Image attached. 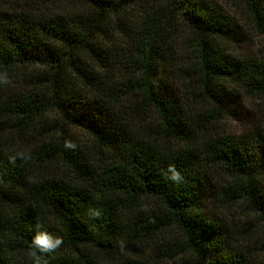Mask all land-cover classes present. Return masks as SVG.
<instances>
[{
    "label": "trees",
    "instance_id": "16d2710c",
    "mask_svg": "<svg viewBox=\"0 0 264 264\" xmlns=\"http://www.w3.org/2000/svg\"><path fill=\"white\" fill-rule=\"evenodd\" d=\"M78 1L82 11L72 12L67 20L28 11L11 17L0 12V74L10 79L17 69H40L28 91L0 97V264H34L31 241L37 224L39 230L63 238L57 251L40 254L47 264L113 259L119 256L120 242L149 243L170 229L182 234L177 255L190 260L182 264H257L239 254L214 259L221 229L193 211L208 169L215 166L231 180L226 191L231 201H248L264 216V126L249 144L224 137L202 140L198 149L163 151L155 142L135 139L119 107L131 102L137 116L152 114L158 121L160 137L191 143L198 132L183 120L176 98L163 88V68L183 74L191 109L207 105L211 118L217 119L228 99L219 85L223 80L249 97H264V56L235 60L225 55L222 46L236 41L240 26L204 0ZM245 2L244 22L262 21L264 0ZM133 13L134 24L119 40L118 54L105 39L106 27L110 19ZM178 31L183 33L179 39L173 37ZM173 40L178 48L171 45ZM115 56L121 80L113 86L86 67L87 61H96L108 74L109 59ZM88 94L93 95L91 104ZM48 111L89 128L99 153L108 156L101 162L76 145L68 147L73 143L61 125L38 127ZM17 140L32 147H15ZM169 165H175L181 181L169 179ZM57 169L69 181L48 177ZM145 198L157 200L160 212L134 213ZM90 209L101 215L92 216ZM119 264L145 263L128 259Z\"/></svg>",
    "mask_w": 264,
    "mask_h": 264
},
{
    "label": "rangeland",
    "instance_id": "374dc122",
    "mask_svg": "<svg viewBox=\"0 0 264 264\" xmlns=\"http://www.w3.org/2000/svg\"><path fill=\"white\" fill-rule=\"evenodd\" d=\"M204 2L223 11L232 21L238 22L240 26L236 41L222 46L225 55L235 60L264 56V18L254 24L244 22V14L248 9L245 0H204ZM82 6L78 0H0V12L9 17L28 11L40 14L45 18L67 20L72 12L82 11ZM135 16L136 14L133 13L129 16H123L121 19H110L106 27L105 39L110 41L109 46L114 47L118 54L121 52V47H118L117 44L119 40H122L125 33L130 32ZM177 23L174 25L182 30V23ZM178 34L179 36L173 37H181L183 33L178 31ZM171 45L178 48V40L171 41ZM116 57L109 59V66L112 68L109 69L108 74L96 61H87L86 67L101 77L105 76V79L109 81L107 84L113 86L121 80L115 62ZM82 65L85 67V59L82 61ZM39 71V68L33 67L15 70L11 78L8 79L9 82L1 85L0 97L6 98L14 92L28 91L30 80L36 77ZM161 80L163 88L176 98L178 105L182 108L183 120H186L188 124L191 122V126L198 133L194 134L191 143L169 142L156 133L160 124L155 121L152 114L139 115V117L130 109L132 103L125 101L119 107L122 121L131 130L135 139H148L155 142L163 151L168 148L184 147L198 149L202 140L224 137L232 138L242 145L251 143L256 133L264 126V97H249L230 80H223L219 83L225 89L228 99L217 119L211 118V109L207 105L191 109L190 106L194 105H192V96L187 88L188 83L183 78V74L176 68H163ZM86 102L91 104L93 95L88 94ZM39 120L38 127L43 124H50L52 128L53 124L55 126L61 125L68 141L82 148L91 159L98 161L99 158L102 162L108 156V153H99L101 152L99 151V143L96 141L93 132L86 126L70 121L64 122L61 116L54 111H48ZM14 146L32 147V144L29 141L22 143V141L17 140L14 142ZM97 153L99 155L96 158L94 154ZM208 173V181L201 190V200L194 208L193 215L205 219L208 223H213L221 229V243L217 244V250L220 252H216L213 258H231L239 254L253 263L264 264V216L255 211L248 201H231V196L226 193L231 186V180L224 169L212 166L209 167ZM48 177L64 181H69L70 178L62 169H57ZM260 183L264 189V168L260 176ZM160 209L161 206L157 200L145 198L139 203L134 213H158ZM181 240L182 234L176 229H170L149 243L125 244L118 257L112 259L97 256L93 258V261L95 264H119L128 259L141 261L145 264L188 263L189 259L185 255H177L180 247L178 242Z\"/></svg>",
    "mask_w": 264,
    "mask_h": 264
},
{
    "label": "clouds",
    "instance_id": "9594fccd",
    "mask_svg": "<svg viewBox=\"0 0 264 264\" xmlns=\"http://www.w3.org/2000/svg\"><path fill=\"white\" fill-rule=\"evenodd\" d=\"M8 76L7 73L0 74V83H8ZM68 147L74 148V144H67ZM22 156V154H21ZM11 161L14 163L15 158H11ZM168 172L171 173L169 179H171L174 182H179L182 180L181 173L176 169L175 165H169L168 166ZM90 214L94 217H99L101 213L96 209H90ZM36 228L38 229L36 235L32 238V245H33V252L32 257L34 264H47V261L42 259L43 255H48L51 253H54L57 251L60 246L63 244V238L59 236H53L47 231L39 230L41 228V225L37 224ZM120 247L123 248V242H120Z\"/></svg>",
    "mask_w": 264,
    "mask_h": 264
}]
</instances>
